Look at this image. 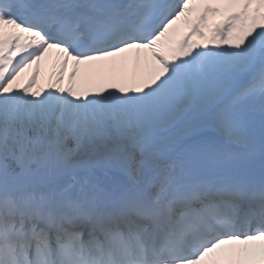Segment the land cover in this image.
<instances>
[{"label": "snow or ice", "instance_id": "6c2138e0", "mask_svg": "<svg viewBox=\"0 0 264 264\" xmlns=\"http://www.w3.org/2000/svg\"><path fill=\"white\" fill-rule=\"evenodd\" d=\"M0 264H264V0H0Z\"/></svg>", "mask_w": 264, "mask_h": 264}, {"label": "bare ground", "instance_id": "6f19581e", "mask_svg": "<svg viewBox=\"0 0 264 264\" xmlns=\"http://www.w3.org/2000/svg\"><path fill=\"white\" fill-rule=\"evenodd\" d=\"M51 68V66L49 67V69Z\"/></svg>", "mask_w": 264, "mask_h": 264}]
</instances>
